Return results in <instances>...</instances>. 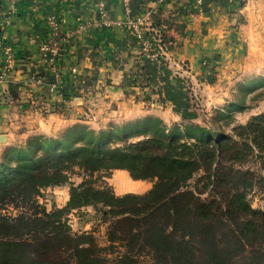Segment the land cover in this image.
Here are the masks:
<instances>
[{"label": "trees", "instance_id": "1", "mask_svg": "<svg viewBox=\"0 0 264 264\" xmlns=\"http://www.w3.org/2000/svg\"><path fill=\"white\" fill-rule=\"evenodd\" d=\"M186 123L174 130L151 115L98 131L76 123L60 138L7 149L0 161V264H143V254L146 264H264V208L247 196L256 172L240 165L248 149L264 156V112L233 135ZM60 164L92 174L126 169L133 179L156 181L144 193L121 195L91 180L73 183L67 204L50 211L33 180L43 166ZM200 172L227 188L224 200H203L190 187ZM89 205L113 219L107 246L72 230L70 214ZM11 206L16 215L4 212ZM117 241L124 250L115 251Z\"/></svg>", "mask_w": 264, "mask_h": 264}, {"label": "crops", "instance_id": "2", "mask_svg": "<svg viewBox=\"0 0 264 264\" xmlns=\"http://www.w3.org/2000/svg\"><path fill=\"white\" fill-rule=\"evenodd\" d=\"M242 1L132 0L136 14L153 11L152 30L144 37L154 40L155 29L169 40L165 49L168 66L141 67L146 60L142 53L146 40L121 23L108 26L101 22V2L106 20L126 19L122 0H0V72L6 73L0 84V132H8V141L17 122L27 123L20 129L23 135L45 122L51 123L49 130L40 131L52 132V121L59 124L84 115L93 97L106 106L121 107V116L196 121L201 113L184 85L183 74L189 72L184 63L190 64L192 80L203 78L212 58L218 57L219 42L238 36L239 32L227 25L236 19L231 9ZM252 4L254 0H246L241 10ZM51 17L58 21L64 39L55 66L40 50L49 36ZM84 22L91 25L79 30ZM225 26L228 33L221 31L227 30ZM49 103L53 111L43 112L42 105ZM113 176L119 195L131 185L143 186L139 180H147L133 179L126 169H115Z\"/></svg>", "mask_w": 264, "mask_h": 264}, {"label": "rangeland", "instance_id": "3", "mask_svg": "<svg viewBox=\"0 0 264 264\" xmlns=\"http://www.w3.org/2000/svg\"><path fill=\"white\" fill-rule=\"evenodd\" d=\"M245 2L246 0H243V4L240 3L237 8L231 9L232 13H235L236 19L233 23L226 24L229 28H235L239 32L238 36H236V39L228 37L229 40L219 42L217 45L218 50L215 52L218 57L212 58L211 64H208V72L201 78L202 80H192V77H190V64L184 63V68L187 72L189 71L187 73L188 75L183 74L184 85L188 90L187 92H189L188 94H190V100L194 108L198 109L201 117L196 121L189 119H185L184 121H164L162 119L168 128L184 130L187 125L186 122H194L207 126L214 131H223L233 135L236 126L247 124L253 116L264 112V0H254V4L248 9L241 10ZM221 31L229 32L228 27L227 30L222 28ZM227 33H222V35L226 36ZM162 37L163 47L166 49L169 40L166 39L167 36H165V33ZM147 41L153 46V51L157 53L159 48H156L157 41H155V37L154 40L148 37ZM166 53L168 55L169 52L166 51ZM146 60L139 65L142 67L147 63L158 64L157 62H148L149 60ZM10 61L12 62V60ZM159 63L168 66L164 58ZM5 75L6 73L4 71L0 72V84L4 81ZM38 81L44 82L43 79ZM96 99L98 98L93 97L92 103H89L86 112L87 115L85 113L76 118H71L68 121H60L59 124L55 122L56 120L52 121V132L46 133L40 131L49 130L47 128L50 127L49 125L51 123L45 122L43 123L44 126L39 125V127H43L42 129L38 127L28 135H23L20 129L22 127L26 128L27 123L17 122L14 124L11 130L13 133L11 132L12 134H9L10 138L7 141L6 135L8 132L5 133L3 130L0 132V161L7 149L25 146L29 140L60 138L67 131L68 127L76 123H83L98 131L108 129L115 125L122 126L128 122H135V120L145 117L135 118V114H129L128 116L124 114L121 116V107L106 106L105 103H100ZM42 107L43 112L53 111L49 110L53 107L50 103L49 105L43 104ZM34 122L38 124V121ZM130 140H135V137H131ZM242 140L240 139V143ZM120 144H124V142L121 140ZM248 153V156L242 160L240 165L244 168L253 169L256 175L254 176V180H251L252 185L247 190V196L253 207L263 209L264 156H261L258 150H252L250 152L248 149ZM113 172L114 169H100L92 174L78 166L72 167L65 164L45 165L43 166V170L39 171V175L33 182L41 190L38 196L41 204L51 211L55 208L65 206L70 199L71 185L73 183L78 185L84 180H91L96 187H110L117 194L119 187L117 180L113 176ZM213 179L215 178L213 177ZM127 181L132 182V180ZM155 181V179L139 180V183L143 186L134 188L131 185L126 188V193H144L153 186ZM135 184L137 183L135 182ZM190 187L196 190L201 198L206 201L213 198L218 201L224 200L222 194L227 189L224 185H219L215 180H208L203 176L202 172L198 173L190 181ZM4 212L10 215H16L18 210L11 206L6 208ZM69 218V223L75 233L88 231L95 236L99 245L107 246L110 244L108 232L113 219H104L103 215L94 206L89 205L74 210ZM116 244H118V248L115 251L125 249L124 246L121 247L122 241H117ZM106 254L110 259L115 257L113 253L108 252ZM140 261L146 264L150 262V258L147 254H143L140 257ZM73 264H76L74 260Z\"/></svg>", "mask_w": 264, "mask_h": 264}, {"label": "built area", "instance_id": "4", "mask_svg": "<svg viewBox=\"0 0 264 264\" xmlns=\"http://www.w3.org/2000/svg\"><path fill=\"white\" fill-rule=\"evenodd\" d=\"M122 2H123L124 12L126 14V19L123 22H110L106 20L104 4L102 2L100 3V15L102 19L101 21L102 24L108 26H117L120 25L121 23L122 25L132 30L134 33H137L138 36L143 37V39L146 40L144 42V47L142 49V53L145 55V58L149 61L157 62L158 63L157 65H161L159 62L162 60V58L165 59V56L167 55L166 50L163 47V43H162V38H163L161 34L162 32L153 29L155 33L154 35L155 41H157L156 48H159L157 53H153V46H151L150 42L147 41L148 38L144 37L147 32L152 30L150 26H152L151 16L153 15V11L151 9H148L145 11V13L136 14L134 12L132 0H122ZM48 25H49V36L47 40H45L41 44L40 50L43 55L48 57L50 65L52 64L53 66H55L56 60L59 57L62 45L64 43V39L60 34L59 23L56 20V18L54 17L49 18ZM89 25H91L90 22H84L79 26V30L84 29ZM7 54L10 60L11 56H10L9 48H7ZM54 69L56 68L54 67ZM73 71H75V68L73 69ZM55 76H59V74L56 73Z\"/></svg>", "mask_w": 264, "mask_h": 264}]
</instances>
